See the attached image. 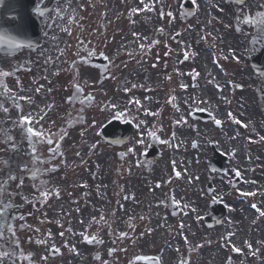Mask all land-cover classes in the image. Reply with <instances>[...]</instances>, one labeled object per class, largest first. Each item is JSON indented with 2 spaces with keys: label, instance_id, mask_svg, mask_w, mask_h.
Segmentation results:
<instances>
[{
  "label": "flooded vegetation",
  "instance_id": "obj_1",
  "mask_svg": "<svg viewBox=\"0 0 264 264\" xmlns=\"http://www.w3.org/2000/svg\"><path fill=\"white\" fill-rule=\"evenodd\" d=\"M171 7L167 4L165 50L160 53L165 65L172 55L168 49L186 35L187 22L182 21L180 11L173 16ZM209 8H213L208 14L215 25L216 46L227 59L239 60L227 61L225 70L254 73L258 58L264 69V42L253 43L258 29L244 23V17L264 11V0H244L243 4L212 0ZM86 16L85 53L74 51L76 31L71 39L73 59L59 69L61 96H53L57 103L35 122L33 130L41 135L30 136L22 129L3 150L6 181L0 207H12L0 213V252L7 254L0 256V264H264V229H251L253 215L243 211L238 216L237 210L244 207L234 201L232 189L241 180L236 185L231 178L230 153L235 154L230 152L231 132L219 137L215 145L219 152V146L227 150L222 152L228 155L224 171L209 170L210 175L198 177L199 195L189 197L188 185L168 168L165 159L159 156L155 163H148L146 153L153 147L160 150L162 144L150 142L149 126L141 130L129 112L110 106L104 97L98 102L99 91L118 90L119 84L111 79L117 81L129 59L110 60L103 80L93 83L99 71L79 61L95 55L96 33L105 38L116 25L107 24L91 7ZM188 59L179 57L182 62ZM258 84L264 108V79ZM120 112L125 117L120 123L130 120L133 132L118 146L99 130L112 113ZM218 202L224 203L225 216L210 228L204 216ZM221 226L222 239L227 238L239 255L216 245L208 263L203 255L195 256L189 240L183 239L198 229L202 235H194L196 240L217 239Z\"/></svg>",
  "mask_w": 264,
  "mask_h": 264
},
{
  "label": "rangeland",
  "instance_id": "obj_2",
  "mask_svg": "<svg viewBox=\"0 0 264 264\" xmlns=\"http://www.w3.org/2000/svg\"><path fill=\"white\" fill-rule=\"evenodd\" d=\"M108 1H110V0H108ZM131 1H135L136 4H137V5L134 4L133 8H137L138 9V7H139L138 0H127V1H125V4H130ZM68 3H69V0H61L59 5L55 9V12L51 15V17H54V19L56 20L54 28L49 33V36L53 38L54 42L50 43L49 45H45V47L42 49L41 52L44 55H46V56H48L50 54V52L52 51L53 45L55 43H61V40H63V42L60 45H61L62 49L65 48L66 42L68 40V36L70 34V24H71L72 20L75 18L74 16L76 15V10L79 11V9H77V8L76 9H70ZM156 4H157V0H145V4L143 5L144 9L142 11H139V13L141 14L142 17L144 15L148 14V13H146V11L149 8H145V6L146 5H152L155 8V14H156L158 12V7L156 6ZM117 9H121V7L117 6ZM153 13L154 12H152L151 15H153ZM194 51L201 52V50H194ZM199 56L202 57L201 55H199ZM200 62H201V60L199 59L196 62V64H195L196 66L195 67L197 68V70L199 71V73L201 75L202 74V68L199 65ZM5 68H6V64L3 65V69H5ZM185 68H188V66L186 65ZM214 69L215 68L213 66H211V70L209 72H206L207 74H210V75H208V78L213 79V82H220L221 86H222L223 83H224V81L222 80V74L218 73L217 71H215L216 69L215 70ZM145 73H147V75H149L148 83L144 82V87L148 91H145L144 89H142L141 86L140 87L135 86L136 85L135 84L134 88H132L131 92L127 93L128 100L123 103V107L124 108H127L129 111H133L134 112L136 120H138L139 117L142 115L141 107H139V105H141L142 103L145 105L147 103V100H146L147 97L149 98V101L153 103V104H151L149 106L150 107V109H148L149 113L153 112V114L155 116H158L157 110H158V107L160 106V104L157 102V100H160L159 102H161L163 97L166 95V94L162 93L163 92L162 88H165L166 86L164 84V78H163L164 72L161 70L160 65L155 69V72L153 73V75H152V71L150 69L148 71H142V72L140 71V72H138V74H137L138 78H136V82L143 81L142 78H143ZM159 73H161L162 76ZM226 74L227 73H225V75ZM214 76H216V78H213ZM153 77L156 80V82H155L154 79L152 81ZM225 78H227V77H225ZM0 81H1V78H0ZM234 92H237V91H234ZM216 93H217V91L215 90L212 94H210L209 95V100L210 101L216 100L217 104L221 105V106H218V107H220V108L222 107V109H225L227 107V103L229 101V97L227 96L226 100H225V97L221 96V99H222V102H221V100L217 98L218 95L215 96ZM122 94H123V92H122ZM181 94H185V93H181ZM203 94H207V93H203ZM200 96L198 98H200ZM183 97H184V95H183ZM156 98H158V99H156ZM196 98L197 97H194L193 103L196 102L195 101ZM120 99L123 100L124 97L121 96ZM137 101L141 102V104L137 103ZM0 102H1V98H0ZM190 102H191V100H190ZM232 105L235 107V105L233 103H232ZM188 106L189 105L187 104V102H186V104L184 106L182 105V110H181L182 113L184 112V113L188 114L189 111L193 108V107L188 108ZM230 107H231V104H230ZM14 112H15V109H14ZM160 117L161 118H158V120L156 119V121H158V122L160 121L161 122V124H159V126H158L160 128H162L161 126H165V127L167 126V128H169L168 127L169 124H170L169 121H171V122L174 121V123H175V120H176V118H174L171 114L169 116L166 115V117H165L166 120L165 121H167V122H166V124H164L162 122V120H161L163 117L162 116H160ZM153 120H154V118H153ZM257 120H258L257 126H260V128H259V130H260L261 129V123L264 124V119H262V121H261V118H258ZM139 121L142 124V130H143L144 127H145L144 121H141V120H139ZM183 123H185L184 119H183ZM194 126H196L195 123L187 124V125L183 126L182 130H179V131H183V134L181 136H178L179 143L182 145V143H188L189 142V145H190V143H193L194 141H198L199 145L197 144L198 147L194 151V154H197V155L199 154L200 159H205L207 156L208 157L210 156V151H209V148H208V144H209V142L211 140L210 139H206L205 141H202L201 138H200V135H199V130L194 131L192 129ZM179 131H177V133ZM211 133H212V130H206L204 132V134H211ZM233 136L235 137L236 134L233 133ZM233 142H234V144L237 147H239V145H240V140L239 139H234ZM167 148L172 150V146L170 145V142L168 143ZM252 157H253V155H251V154L248 155L250 164L252 163V161H251ZM263 160H264V157H263ZM200 161H201V163L197 164L198 165L197 166V170H206V166L204 165L206 162H204V160L203 161L200 160ZM240 167L242 168L243 166H240ZM263 174L264 173H262L261 175L263 176ZM242 176L246 180L251 177L249 175L248 169H247L246 173H242ZM246 185H247V183H246ZM239 210L240 209L237 210L238 216H239V213H240Z\"/></svg>",
  "mask_w": 264,
  "mask_h": 264
},
{
  "label": "bare ground",
  "instance_id": "obj_3",
  "mask_svg": "<svg viewBox=\"0 0 264 264\" xmlns=\"http://www.w3.org/2000/svg\"><path fill=\"white\" fill-rule=\"evenodd\" d=\"M144 1V0H141ZM143 21V20H142ZM197 95L196 92H193L191 95H188L187 97V104L188 105H192L193 101H194V97ZM191 100V102H190ZM20 101V99H19ZM159 101V100H157ZM199 104V101H198ZM243 104V97L242 96H237V98L235 99V105H240L239 109H241L243 112L242 114H244L245 116H242V118L240 117H236L234 119V121L240 125L241 127H243L244 129H248V131L251 129L253 135L249 136L251 138H255V134L258 132L257 128H253L254 126V121L255 119L258 117V110L257 107L255 106L254 102H248L246 107L242 105ZM197 106V103L195 104ZM182 108V101L180 102L179 99H175L174 100V114L176 115ZM247 131V132H248ZM178 149H180V145H178ZM176 160L175 163H179L181 165L184 166V168L188 171L191 172V170L194 169V165L196 164V161H198V163H200V159L197 156V154H194V152L190 153H182V154H175ZM197 163V164H198ZM259 168L260 171H263L264 167H263V162L259 163ZM251 184V188H250V194H252L255 190H258L257 185H259V188H261V191H264V177H259L256 178L254 177L253 180L250 182ZM260 207L258 206V209Z\"/></svg>",
  "mask_w": 264,
  "mask_h": 264
},
{
  "label": "snow or ice",
  "instance_id": "obj_4",
  "mask_svg": "<svg viewBox=\"0 0 264 264\" xmlns=\"http://www.w3.org/2000/svg\"><path fill=\"white\" fill-rule=\"evenodd\" d=\"M239 2L241 4H243L244 0H239ZM244 23L248 24V25H253L258 29V32L256 34V40H253V43H256L257 41L264 42V11H258L255 16L249 15V16L244 17ZM3 41H4V38L0 37V42H3ZM254 71H255L256 75H258L260 77H264V70L255 69ZM137 103H139V102L137 101ZM5 111H7V109H5ZM114 118L118 119V120L123 119V118H125L124 113L120 112ZM23 122L28 123L29 122L28 117H24ZM216 123L219 124L220 122L216 121ZM28 133L30 136H40L41 135V133L34 131L32 128H28ZM149 135H151L155 138L154 132L149 133ZM48 143L51 144L52 141L49 140ZM161 143H163V141H161ZM129 151H131V149H129ZM244 195H250V193H245ZM10 207H12L11 204L3 205V207H0V213H2L4 210H6ZM253 207H255V205H253ZM262 215H264V213H262ZM9 231H11V229H9ZM89 242H91V241H89ZM4 255H7V254L0 252V256H4Z\"/></svg>",
  "mask_w": 264,
  "mask_h": 264
},
{
  "label": "water",
  "instance_id": "obj_5",
  "mask_svg": "<svg viewBox=\"0 0 264 264\" xmlns=\"http://www.w3.org/2000/svg\"><path fill=\"white\" fill-rule=\"evenodd\" d=\"M29 4H30V2H29ZM31 5H32V3H31Z\"/></svg>",
  "mask_w": 264,
  "mask_h": 264
}]
</instances>
